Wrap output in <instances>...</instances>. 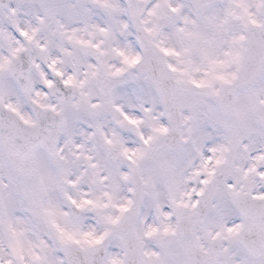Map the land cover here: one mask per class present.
I'll return each instance as SVG.
<instances>
[{
	"label": "snow or ice",
	"instance_id": "6c2138e0",
	"mask_svg": "<svg viewBox=\"0 0 264 264\" xmlns=\"http://www.w3.org/2000/svg\"><path fill=\"white\" fill-rule=\"evenodd\" d=\"M0 264H264V0H0Z\"/></svg>",
	"mask_w": 264,
	"mask_h": 264
}]
</instances>
